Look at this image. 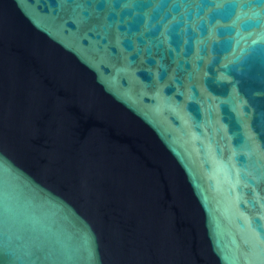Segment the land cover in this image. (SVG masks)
Returning a JSON list of instances; mask_svg holds the SVG:
<instances>
[{
	"label": "water",
	"instance_id": "95a60500",
	"mask_svg": "<svg viewBox=\"0 0 264 264\" xmlns=\"http://www.w3.org/2000/svg\"><path fill=\"white\" fill-rule=\"evenodd\" d=\"M0 264H264V0H0Z\"/></svg>",
	"mask_w": 264,
	"mask_h": 264
}]
</instances>
